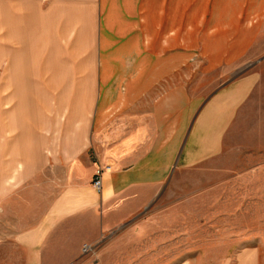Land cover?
Returning a JSON list of instances; mask_svg holds the SVG:
<instances>
[{"label": "crops", "instance_id": "obj_1", "mask_svg": "<svg viewBox=\"0 0 264 264\" xmlns=\"http://www.w3.org/2000/svg\"><path fill=\"white\" fill-rule=\"evenodd\" d=\"M223 1L208 6L187 0L97 1L92 118L76 134L66 124V145L51 147L48 159L40 157L34 178L19 174L17 184L7 188L3 171L0 182V238L10 233L6 228H17L14 241L32 252L26 264H41L45 252L72 250L75 242H98L152 202L154 189L168 183L176 163L219 152L223 133L258 83L256 76L242 72L220 87L202 86L205 94L193 92L201 85L195 84V75H215L220 84L257 56L251 54L257 19L241 5L233 9ZM72 17L86 25L91 19L85 8ZM12 28L11 38L22 36V55L35 50L43 26ZM47 59L41 74L68 86L71 72L59 53L52 49ZM7 147H0L2 170L9 154L18 160L26 154L24 147ZM98 169L103 171L100 189L94 184ZM14 219L18 222L9 223Z\"/></svg>", "mask_w": 264, "mask_h": 264}, {"label": "rangeland", "instance_id": "obj_2", "mask_svg": "<svg viewBox=\"0 0 264 264\" xmlns=\"http://www.w3.org/2000/svg\"><path fill=\"white\" fill-rule=\"evenodd\" d=\"M97 1L0 0V147L26 149L23 160L9 154L5 170L0 164V182L4 171L7 188L17 184L19 174L34 178L40 157L48 159L51 147L66 145V124L76 134L93 116ZM194 1L208 6L222 0L187 4ZM227 2L233 9L241 5L245 14L257 19L258 38L251 50L257 56L239 65L233 75L223 76L220 84L215 75H195V84L201 85L193 92L205 94L202 86L220 87L242 74L256 76L258 83L223 133L219 152L194 163H176L168 183L154 189L145 209L96 243L75 242L72 250L45 252L41 264L71 256L76 258L73 264H264V0ZM84 8L91 17L88 25L72 17ZM24 23L40 24L43 31L36 30L42 31V38L38 34L35 50L23 56L18 43L22 36L11 38L8 33L11 26L18 31L17 25ZM52 49L71 72L68 86L50 80V73L41 74ZM38 149H45L44 154L34 155ZM89 157L94 160L93 152ZM6 229L10 233L0 238V264H26L32 252L14 241L17 228Z\"/></svg>", "mask_w": 264, "mask_h": 264}, {"label": "built area", "instance_id": "obj_3", "mask_svg": "<svg viewBox=\"0 0 264 264\" xmlns=\"http://www.w3.org/2000/svg\"><path fill=\"white\" fill-rule=\"evenodd\" d=\"M102 170L101 169H98L97 170V172H96V177H97V179H96V181H95V187L97 188V189H100V187H101V175H102ZM87 246H85V248H86Z\"/></svg>", "mask_w": 264, "mask_h": 264}]
</instances>
